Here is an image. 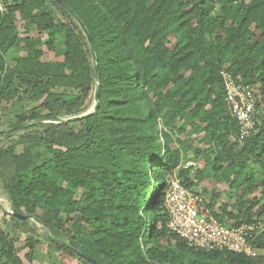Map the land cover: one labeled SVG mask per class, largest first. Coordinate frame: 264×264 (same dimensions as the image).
<instances>
[{
    "label": "trees",
    "instance_id": "1",
    "mask_svg": "<svg viewBox=\"0 0 264 264\" xmlns=\"http://www.w3.org/2000/svg\"><path fill=\"white\" fill-rule=\"evenodd\" d=\"M64 1L93 38L100 105L75 121L38 124L50 136L29 138L22 153L0 148L10 204L40 217L55 237L74 238L101 264H264V121L259 133L232 140L239 125L221 75L227 69L239 82L257 86L264 99V0ZM0 2L6 8L0 10V96L14 95V77L22 76L30 98L41 101L47 115L81 114L96 82L80 26L53 0ZM18 18L26 36L19 34ZM33 28L46 37L30 36ZM21 44L27 55L6 64L5 54ZM43 47L61 59L43 61ZM41 107L21 115L20 122L43 116ZM187 133L203 134L210 146L195 149L212 169H198L196 182L190 166L181 163L191 147ZM176 169L192 190L208 176H225L240 191L238 213L229 217L237 225L262 224L256 256L191 248L168 232L167 175ZM255 191L259 195L248 200ZM216 198L215 193L208 206L224 221L226 207L213 210ZM10 218L8 223L30 221ZM45 238L53 251L92 264ZM36 243L31 236L26 240L31 250ZM27 258L34 260L33 253ZM0 264H25L1 230Z\"/></svg>",
    "mask_w": 264,
    "mask_h": 264
},
{
    "label": "rangeland",
    "instance_id": "2",
    "mask_svg": "<svg viewBox=\"0 0 264 264\" xmlns=\"http://www.w3.org/2000/svg\"><path fill=\"white\" fill-rule=\"evenodd\" d=\"M0 10L5 11L6 8L0 2ZM48 10L52 12L53 16L58 20L61 16L57 9L52 5V3H48ZM18 30L21 36H26L24 33L25 26L24 22L18 18ZM30 36L34 37H46V34L39 33L36 28H33L30 32ZM174 41V38H172ZM28 53L27 47L24 44L16 48H12L7 54H5L6 64L10 66H14L16 64V59L21 56H26ZM61 59L57 56L56 51H52L47 49V47H43V61H52ZM24 78V79H23ZM15 76L13 83L11 85V90L15 91L14 95H4L0 96V126L7 128L13 124L19 123V117L21 115L29 114L32 108L41 107V101H34L30 98L31 95V86L27 81L26 77ZM257 87V86H256ZM261 106L264 109V99L261 101ZM94 105V93L88 98V100L81 106L82 113L79 115L73 116H81L83 113L90 111ZM41 111L43 115H47L48 111L41 107ZM64 118H69L72 116L65 115L62 116ZM28 121V120H27ZM82 122H76L77 128L82 127ZM161 127V126H160ZM188 131L191 129L190 126L187 127ZM50 136L47 132L45 126H32L29 128H25L22 130L15 131H5L0 133V148H7L10 146H14L16 152L22 153L26 144H30L29 141L31 137H44ZM191 139V147L184 152L182 155L181 163L183 166H190L191 169V179L196 182V171L198 169L204 170L206 174H210L212 169L207 163V159L201 155L199 157L195 154V149L209 148V144L206 141H203V134H191L190 136L187 134L184 135V138ZM233 141H237V135L232 136ZM34 150H42V152L49 154V152L42 146H34ZM7 173V171H3V167H0V200L4 204L7 210L11 211V204L8 200V197L3 188L4 178L3 174ZM6 174V175H7ZM195 191L199 192L204 196L207 203L211 200V196L213 194H217V202L214 204L213 210L216 213H222L224 207H226L227 214L224 216L225 222H235L234 219L229 217V213L237 214V202H238V192L239 190L231 189L230 182L227 177L223 176L220 180H216L213 176L206 177L203 181L198 183V186L194 188ZM259 192L255 191L254 194L248 196V200H251L254 196H258ZM79 197V194H77ZM9 211L2 210L0 208V230L4 231L9 235V238L14 240V245L17 250L18 255L23 259L25 264H81L80 260L72 256L71 254L58 251L55 252L51 249L50 244L46 240V233L43 226L37 224L33 220H30L29 223H18V222H9L11 219V213ZM6 214V215H5ZM70 226L71 223L69 222ZM37 238L39 243H36L34 250H31L26 244V240L29 237ZM66 239V238H64ZM166 244V242H164ZM33 253L34 260L30 261L27 258V254Z\"/></svg>",
    "mask_w": 264,
    "mask_h": 264
},
{
    "label": "built area",
    "instance_id": "3",
    "mask_svg": "<svg viewBox=\"0 0 264 264\" xmlns=\"http://www.w3.org/2000/svg\"><path fill=\"white\" fill-rule=\"evenodd\" d=\"M221 75L231 115L238 121L237 139L241 141L259 133L264 121V109L257 87L239 82L227 69H223ZM164 205L168 214V232L175 234L187 246L207 251L228 250L247 256L257 255L258 248L254 242L261 233L262 224L237 225L220 220L211 211L204 196L184 184L178 169L167 175Z\"/></svg>",
    "mask_w": 264,
    "mask_h": 264
},
{
    "label": "water",
    "instance_id": "4",
    "mask_svg": "<svg viewBox=\"0 0 264 264\" xmlns=\"http://www.w3.org/2000/svg\"><path fill=\"white\" fill-rule=\"evenodd\" d=\"M53 1H55L63 10H65L77 22V24L80 26V28L84 32L85 36L87 37L89 49H90V52H91L92 57H93V73H94V78H95V82H96L95 91H94V105H93V108L90 111H87V112L83 113L81 116H72V117H69V118H64V117H62L60 115H43V116H41V117H39L37 119L23 121V122H19V123L13 124V125H11V126H9L7 128H4V127L0 126V133L1 132H5V131L22 130V129H25V128H29V127H32V126H35V125H38V124H43V123H48V122L62 123V122L75 121V120H78L80 118L86 117V116L94 113L98 109V107L100 105L101 85H100V81H99V71H98V63H97V56H96V52H95L94 41H93V38H92V36L90 34V31L87 28L85 22L82 20V18L64 0H53ZM0 208L2 210L9 211V210L6 209V207L1 202V200H0ZM9 213H11L12 215L17 216V217H19L21 219L33 220L37 224H40L41 226L44 227L46 236L50 240H52L54 242H61L64 246L72 249L78 255L82 256L85 259H87L92 264H101L99 261H97L89 253V251L84 246H82L74 238L67 237L66 239L61 240V239L55 237L51 233V231H50L49 227L47 226V224L40 217H38L37 215L32 214V213L22 212L15 206H11V211H9Z\"/></svg>",
    "mask_w": 264,
    "mask_h": 264
}]
</instances>
